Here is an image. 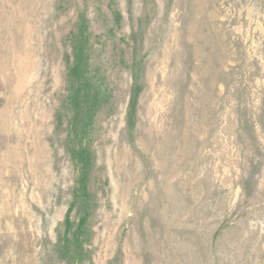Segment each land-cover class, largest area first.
Returning a JSON list of instances; mask_svg holds the SVG:
<instances>
[{
	"label": "rangeland",
	"instance_id": "374dc122",
	"mask_svg": "<svg viewBox=\"0 0 264 264\" xmlns=\"http://www.w3.org/2000/svg\"><path fill=\"white\" fill-rule=\"evenodd\" d=\"M0 264H264V0H0Z\"/></svg>",
	"mask_w": 264,
	"mask_h": 264
}]
</instances>
